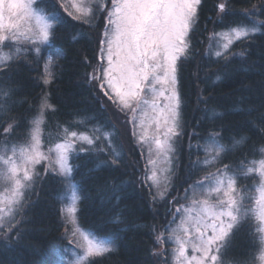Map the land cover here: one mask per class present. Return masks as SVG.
<instances>
[{
	"label": "trees",
	"instance_id": "16d2710c",
	"mask_svg": "<svg viewBox=\"0 0 264 264\" xmlns=\"http://www.w3.org/2000/svg\"><path fill=\"white\" fill-rule=\"evenodd\" d=\"M221 3L226 6L224 12L218 7ZM37 6L51 17L58 13L61 19L54 23L39 53L27 50L0 65V146L26 139L41 97L47 94L56 110L44 113L45 147L63 141L64 129L95 140L94 145L76 143L70 159L80 197L77 219L82 228L111 239L115 250L89 264H171L169 248L164 252L156 239L168 226L170 207L145 182V161L127 127V116L90 80L99 29L73 19L54 0H42ZM231 26L259 27L261 31L235 40L228 50L233 55L219 59L209 41L214 33ZM189 38L190 55L178 62L182 148L174 187L180 179L187 183L197 174L192 164L199 157L186 153L188 139L201 146L210 134H217L216 141L225 148L219 164L236 174L247 162L259 159L264 148V0H201ZM60 49L63 55H58ZM48 54L52 55L53 79L45 85L43 66ZM217 74L222 75L219 81ZM201 96L208 97L207 106L223 115L209 119ZM113 147L121 154L120 163L104 164L109 155L100 149ZM37 170L41 178L26 193L19 223L7 236L10 243L5 244L4 235L0 236V264H62L66 256L70 242L63 238L64 182L51 172L45 175L42 165ZM252 179L248 178V184ZM260 248L259 232L248 213L230 236L223 264H257Z\"/></svg>",
	"mask_w": 264,
	"mask_h": 264
},
{
	"label": "snow or ice",
	"instance_id": "6c2138e0",
	"mask_svg": "<svg viewBox=\"0 0 264 264\" xmlns=\"http://www.w3.org/2000/svg\"><path fill=\"white\" fill-rule=\"evenodd\" d=\"M41 2L42 0H0V42L9 39L18 41L21 35L31 38L33 42H48L52 35L50 29L54 28V23L59 22L61 17L53 12L50 21L45 15L38 14L34 5ZM200 4L201 0H110L109 6L105 0H100L96 9L106 10L107 16L103 39L99 41V60L103 63L93 69L90 80L99 81L100 90L118 111L131 113L134 127L139 117L142 128L147 123V127L154 130L151 137L146 131L139 136V142L149 144V158L145 167L147 169L148 165L152 166L149 178L153 183L158 184L157 164H172L170 153L175 151L173 142L179 136L182 106L178 88V61L190 55L189 37L197 21ZM68 7H73L78 14L73 15V12L68 11ZM218 7L224 12L226 6L221 3ZM61 8L73 19L89 25L95 19L92 9L83 11L74 4L61 5ZM253 8L255 9V6ZM246 14L251 16L252 12L246 10ZM33 18L36 29L28 26L21 33L20 29ZM260 31L259 27L231 26L220 33H214L212 38H222L224 41L221 45L222 51H215V57L227 60L228 56L233 55L228 50L235 40L254 36ZM6 32H11V36L6 35ZM27 33H31V37H28ZM16 51L19 52L20 49L17 48ZM35 51L39 53L40 49ZM58 55H63V49L58 50ZM239 55L244 56L245 53L240 52ZM12 59L11 55L0 52V64ZM51 64L52 55L48 54L43 66L42 83L45 85L50 84L53 79ZM221 79L222 75L217 74L216 81ZM200 99L205 102L209 119L223 115L216 108L207 106L208 97L201 96ZM46 110L54 112L56 109L47 94H43L38 114L30 121L32 127L27 133L25 145L18 149L13 147L11 155H0V178L7 185L0 193V227L7 224V232L12 231L15 212L23 208L25 191L31 190L35 181L41 178L36 168L44 161L47 162L45 175L51 172L63 178L66 190L71 193L72 206L62 209V212L66 211L73 216L77 212L75 205L80 197L78 187L72 180L70 154L75 150L77 140L85 141L88 145H94L95 140L87 134H78L75 131L69 133L64 129L63 141L45 150L42 125L45 122ZM210 135L215 141L217 134ZM108 142L111 144L110 140ZM214 150L220 153L224 152L225 148L217 145ZM81 151L84 149L81 148ZM100 151L108 152L109 155V160L104 161V164L120 163L121 154L114 147L111 150L102 148ZM153 155L156 159L152 158ZM99 167L98 164L97 168ZM260 169V175L264 177V161L260 162ZM164 170L168 171V168ZM202 195L207 198L193 201V209L188 210L194 228L185 229L181 236L175 231L169 234V238L175 239L177 244L174 249V264H223L222 257L234 228L247 219L248 213L252 211L243 203L247 194L237 192L236 179L232 177L217 178L213 186L206 189ZM255 205L256 219L264 225V183L258 190ZM5 212L8 215L7 220ZM116 220L118 221L119 217H116ZM260 231L264 232V227H261ZM77 236L80 238L78 245L83 254L78 257L76 264H89L91 260L115 250L109 240L97 238L90 229L81 230L74 227L70 234L66 230L63 238L72 240ZM156 239L159 241L161 238ZM261 240H264V237H261ZM7 243L10 241L5 236V244ZM260 260L264 261V254H261Z\"/></svg>",
	"mask_w": 264,
	"mask_h": 264
},
{
	"label": "rangeland",
	"instance_id": "374dc122",
	"mask_svg": "<svg viewBox=\"0 0 264 264\" xmlns=\"http://www.w3.org/2000/svg\"><path fill=\"white\" fill-rule=\"evenodd\" d=\"M57 3V0H54ZM100 3V0H59L58 5H77L79 6L83 11H87L88 9H92V11L95 13V19L92 20V25L95 27V29H99V36H98V54H97V61L95 63V68H98L102 61L99 60V41L103 39V31L105 27L106 22V16L107 12L106 10H100L97 11V7ZM105 3H107L110 6V0H105ZM36 12L40 15H45L47 19L50 21L52 20V17L44 12L41 8L37 6V4L34 5ZM68 11L73 12V15H77L78 13L74 10L73 7H68ZM94 21V22H93ZM31 26L33 30L36 29V23L35 19H31L27 24H25L24 27L20 29L21 33L24 32V28ZM52 29H50L51 32ZM6 35L11 36V32H6ZM28 37H31V33H27ZM51 36V35H50ZM209 41V47L213 48V51H222L221 45L224 42L222 38L215 39L212 38ZM50 39V38H49ZM47 42H33L31 38H25L24 35H21L20 39L18 41H14L9 39L5 42H0V52L7 53L8 55H11L13 58L19 56L20 54L26 53L27 50H33L40 49L43 45H45ZM17 48L20 49L19 52H17ZM8 62V61H7ZM4 62L3 64L7 63ZM179 62V61H178ZM0 64V65H3ZM99 74V73H96ZM93 75H90V77ZM97 87L99 88V81L91 80ZM179 88V87H178ZM100 89V88H99ZM102 92V90H100ZM128 120L127 127L132 131V137L135 141V143L138 145V147L142 151V156L145 161V165L147 164V160L149 158V144L148 143H141L139 142V136L142 132L146 131L148 136L151 137L153 135V129L147 127V123H145V126L142 128L140 125V119L139 117L136 120L135 127L133 126L131 122V113L125 114ZM179 136L174 139L173 146L175 148V151L173 153H170V157L172 159V164L170 166L158 163L156 167L157 171V183H153V181L149 178L151 176V165H148V168L145 172V182L148 185H151L154 189L155 197L158 200H163L166 203H168V207H170V219L167 223L168 226L164 230L160 232L158 237L161 239L160 246L163 248L164 252L169 248V252L171 253V264H174V249L177 247L175 239H170L169 234L173 231L176 232L178 236H181L184 234L185 229H191L194 228V224L192 220L189 218V209H193V201L196 200H202L207 198L206 196L202 195V193L205 192L206 189L213 186L215 180L217 178H221V176L225 179L232 177L236 179V189L237 192L241 194H247L243 203L246 206H249L252 211L249 213L252 215V218L255 221L256 229L259 232L260 239L261 237H264V232H261V227H264L257 219H256V205H255V198L256 195H258V190L261 187V184L264 183V177L260 175V162L264 161V148L262 149L261 157L259 159H253L246 163V165L241 168L242 172L239 174H236L235 172L230 169V167H223L220 163V158L223 152L217 153L215 152V147L217 145H220L216 139L215 141L212 139V136L208 138L205 143L201 146H199L197 143L193 144L189 142V139L185 145L186 147V153H190L193 157H199L197 158V161H195L192 166L196 170L197 174H194L193 177L189 178L188 182L186 183L185 180L180 179V181L176 184L177 187H174L175 185V177L178 175V165L181 155V143H182V132L181 127L179 128ZM135 133V135L133 134ZM83 134V133H78ZM107 134V135H106ZM105 136L108 138V141L110 140L109 133H105ZM27 140V137L24 141L18 142L16 144H4L0 146V155H4L5 157L8 155H11V149L13 147H16L17 149L21 146L25 145V142ZM62 142V141H60ZM78 142H85L77 140ZM87 143V142H85ZM112 146V144H110ZM54 147V145L52 146ZM47 147H45L46 150ZM197 148V149H196ZM7 149V151H6ZM191 149V150H188ZM196 150V151H195ZM198 153H200V156H198ZM70 154V159H71ZM153 159H156V157L153 155ZM207 161V163H205ZM40 165L43 166L44 171L47 167V162L44 161ZM38 165V166H40ZM37 166V168H38ZM168 168V171H165V168ZM36 168V171L38 172ZM146 168V167H145ZM252 171H249V170ZM252 177L253 179L249 181L248 184V178ZM63 180V178H62ZM73 180V178H72ZM240 180V182H239ZM74 182V180H73ZM75 183V182H74ZM76 184V183H75ZM77 185V184H76ZM250 185V186H248ZM7 187L6 183L3 181L2 178H0V193L4 191V189ZM32 189V188H31ZM30 190L25 191V201L23 202V208L21 211H17L14 214V219L12 220V228L15 226L16 221H19L22 213L26 206V193ZM79 196V192H78ZM250 197V198H249ZM62 209H67L68 207L72 206V200H71V193L70 191H67L66 188L62 194ZM214 198V197H213ZM247 199V202H246ZM79 202V200H78ZM78 202L76 203V208L78 210ZM198 211V209L196 210ZM6 220L8 219L7 212L4 213ZM64 222L66 224V230L70 234L74 227H78L81 230H86L80 226L77 219V212L73 216L72 214L67 213L66 211L62 212ZM7 224L4 227H0V236L4 235L8 236L10 232H7ZM94 233V232H93ZM97 238L103 237L96 234ZM107 240H109L114 249L115 245L113 241L107 237H103ZM80 240L79 236L73 238L72 240H69L70 245L67 249L66 256L63 258L62 264H76V261L80 255L83 254V250L79 247L78 241ZM166 241H169V244L167 246ZM82 242V241H80ZM191 255V251L189 252ZM261 254H264V240H261V248L260 252L257 258V264H264V261L260 260Z\"/></svg>",
	"mask_w": 264,
	"mask_h": 264
}]
</instances>
